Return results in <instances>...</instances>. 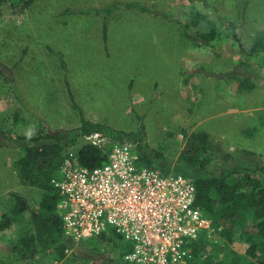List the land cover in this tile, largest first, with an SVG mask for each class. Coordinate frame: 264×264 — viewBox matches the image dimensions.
Wrapping results in <instances>:
<instances>
[{
  "label": "rangeland",
  "instance_id": "374dc122",
  "mask_svg": "<svg viewBox=\"0 0 264 264\" xmlns=\"http://www.w3.org/2000/svg\"><path fill=\"white\" fill-rule=\"evenodd\" d=\"M129 1L143 3L151 11L125 7ZM23 3L12 5L11 0H0V258L12 255L18 229L29 214L21 213L12 224L1 226L3 215L9 216L11 192L23 196L30 209H35L41 198L40 189L19 175L17 160L27 141L24 137L38 128L56 132L77 126L78 107L92 121L124 131L141 130L147 156H162L154 163L159 168L197 176L226 173L238 166L264 167V51L248 53L254 33L264 28V0ZM111 4L117 7L108 18L105 38L103 12H73L67 17L61 12L66 7L102 8ZM195 10L216 22L221 35L211 42L201 40V44L185 37L176 20L192 23ZM230 23L235 24L242 47L231 38ZM190 28L195 34L204 31L206 24H191ZM80 44L85 64L72 63L77 68L76 107L68 99L67 89V97L57 95L58 87L63 89L66 84L63 77V82L60 79L55 86L61 71L65 72V64L52 51L66 54L71 50L77 60ZM56 65H61L60 69ZM84 66L86 69L81 70ZM243 82H253L251 89L239 86ZM50 87L53 90L49 92ZM14 96L19 98L20 108L15 107ZM197 130L209 132L221 154L238 153L225 163L220 157L214 158L200 171L182 165V132ZM231 221L233 242L223 237L204 248V254L213 255L216 264L229 263L233 253L245 254L248 243L244 231L251 230L254 221L244 212ZM111 237L109 242L98 238L76 241L100 254V259L79 258L71 250L63 260L38 253L9 264H48L54 260L57 264H123L124 242L119 243L115 235ZM242 264L257 263L246 258Z\"/></svg>",
  "mask_w": 264,
  "mask_h": 264
},
{
  "label": "trees",
  "instance_id": "16d2710c",
  "mask_svg": "<svg viewBox=\"0 0 264 264\" xmlns=\"http://www.w3.org/2000/svg\"><path fill=\"white\" fill-rule=\"evenodd\" d=\"M19 1L11 0V4L21 5L24 2L23 5L28 6L33 2V0H25L20 4ZM124 5L142 11H151L147 5L136 1L126 2ZM116 7V4H111L102 8H66L62 13L103 12L105 14L103 22V35L105 38L107 19ZM191 15L190 21L192 23L176 20L181 23L185 37L201 44L202 41L211 42L218 35H221L220 27L213 20L207 19L205 14L195 10ZM165 17L167 16L165 15ZM202 22H205L206 29L194 34L190 25L193 24L199 27ZM228 28L231 38L242 47L235 24L230 23ZM226 37L228 38L229 35L227 34ZM259 51H264V28L258 29L254 33L248 53L253 54ZM56 55L61 57L60 62L63 64L62 56L59 53H56ZM252 83L246 84V82H243L239 86L247 90L251 89ZM68 91L72 103L78 107L74 103V98L69 89ZM78 110L80 118L77 126L65 131L57 130L56 132L38 128L31 136L24 137L27 141L23 145L22 156L17 160L19 175L24 182L35 185L40 189L41 198L36 208L30 209L23 196L18 192H11L13 200L9 208V216L3 215L4 222L1 226L6 227L12 224L13 219L15 218L14 221L17 220L21 213L29 211V214L18 229L15 243L12 245V255L0 258V264H9L13 260H26L38 253L49 255L55 260H63L71 250L79 258H92L94 260L101 258L100 254L91 252L82 243H77L64 234L62 219L57 211L58 196L50 184V180L58 172L65 151L70 146L76 149L79 160L83 165L93 167L104 161L103 149L85 140L88 135L97 133L101 136H108L114 141H134L137 143L138 150L147 165L154 166L162 172L167 171V169L159 168L154 164L162 160L160 154L153 157L147 156L144 151L145 144L141 138V130L124 131L116 129L105 123L92 121L83 115L79 107ZM182 134L185 137V143L179 153V162L186 167H194L200 171L214 158L220 157L225 163V159L233 158L238 153V151H235L221 154L220 147L212 141L211 135L207 131L197 130L190 133L182 132ZM77 143H79V146L76 145ZM245 153L251 154L247 150H245ZM257 171L260 172V175L256 174ZM192 177L196 188L197 205L214 225L222 227V237L226 242H233L234 224L231 219L239 212L246 213L254 221V224H252L254 227L251 230L244 231L248 243L245 254L233 253L230 262L225 264H242V260L246 258L252 259L257 264H264V167L238 166L226 173L199 174ZM111 235L118 237L117 234L111 231L103 233L97 238L109 242L113 239ZM205 246L203 244L202 251L199 252L198 245H194V258L191 264H216L212 260L213 255L204 254ZM84 255L86 256L83 257ZM123 264L127 263L123 261Z\"/></svg>",
  "mask_w": 264,
  "mask_h": 264
},
{
  "label": "built area",
  "instance_id": "2783aa9c",
  "mask_svg": "<svg viewBox=\"0 0 264 264\" xmlns=\"http://www.w3.org/2000/svg\"><path fill=\"white\" fill-rule=\"evenodd\" d=\"M86 140L103 149L104 161L83 165L70 146L50 180L66 236L77 241L113 231L127 264H191L195 244L201 252L223 239L222 227L197 205L191 175L147 165L134 141L97 133Z\"/></svg>",
  "mask_w": 264,
  "mask_h": 264
},
{
  "label": "crops",
  "instance_id": "0c3cea01",
  "mask_svg": "<svg viewBox=\"0 0 264 264\" xmlns=\"http://www.w3.org/2000/svg\"><path fill=\"white\" fill-rule=\"evenodd\" d=\"M66 8H68V7H66ZM65 8V9H66ZM70 8V7H69ZM64 10V9H63ZM63 10H61V12L63 11ZM91 13H95V12H91ZM72 14H74V13H70V14H66V16L65 17H67V15H72ZM103 22H104V20H103ZM103 22H102V24H101V27H102V33H103ZM107 23H108V19H107ZM106 40V39H105ZM69 46V45H68ZM97 47V46H96ZM82 49H83V47H82V45L80 44V46H79V48L77 49V53H79V55H78V57H77V60L73 57V54L74 53H76V52H73V51H71V50H68L67 51V53L66 54H64V53H62V52H60V51H52V53L53 54H55L56 55V53H59L61 56H62V59H63V57H64V59H63V62H64V64H65V72H63V71H61V74H60V77H59V80L57 81V83H56V87H58L59 86V84H60V79L62 80V82H63V77H65V85H64V88L63 89H61L60 87H58V89H57V95L58 96H60V95H65V97H67L68 96V99L70 98L69 97V91H68V89L70 90V93L72 94V96H73V98L76 100V96H77V98H78V95H76V90H75V88H76V85H77V83H76V85H75V78L77 77V68L74 66V65H72V63L73 62H77L78 64L80 63V65H82V64H85L84 62H85V59H83L82 57H81V55H80V52H82ZM104 57L105 58H107V56L106 55H104ZM54 61V60H53ZM60 67H61V65L59 66V68H58V65H56V68L57 69H60ZM86 69V66H84V67H82L81 68V70H85ZM53 81H51V85L53 86ZM132 85H133V83H132ZM51 87L48 89V91L50 92L51 91ZM67 89V96H66V94H65V92H64V90H66ZM53 90V89H52ZM17 93L19 92V91H16ZM129 92V90H126L125 91V93H128ZM27 95V94H26ZM16 96H14L13 98H14V102H17V104H15V107H17V108H20V101H19V98H15ZM57 100H58V98H56ZM59 264H61V263H59Z\"/></svg>",
  "mask_w": 264,
  "mask_h": 264
}]
</instances>
